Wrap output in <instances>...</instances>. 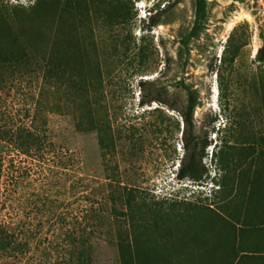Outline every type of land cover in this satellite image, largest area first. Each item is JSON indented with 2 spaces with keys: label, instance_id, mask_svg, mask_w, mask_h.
<instances>
[{
  "label": "rangeland",
  "instance_id": "obj_1",
  "mask_svg": "<svg viewBox=\"0 0 264 264\" xmlns=\"http://www.w3.org/2000/svg\"><path fill=\"white\" fill-rule=\"evenodd\" d=\"M90 3L107 10L93 19ZM80 6L0 0V140L25 127L55 146L39 172L28 173L27 160L18 192L0 177V218L48 229L52 210L87 212L99 223L93 264H131L134 247L178 233L181 203L228 188L222 156L239 157L251 183L247 161L264 153V0ZM195 149L208 169L202 181L178 174ZM5 157L9 167L20 159Z\"/></svg>",
  "mask_w": 264,
  "mask_h": 264
},
{
  "label": "crops",
  "instance_id": "obj_2",
  "mask_svg": "<svg viewBox=\"0 0 264 264\" xmlns=\"http://www.w3.org/2000/svg\"><path fill=\"white\" fill-rule=\"evenodd\" d=\"M76 4L79 11L90 9L93 19L95 11L107 10L103 3L83 9L80 0ZM239 162L222 156L221 170L231 178L228 188L217 185L210 201L181 203L186 213L178 233L134 247L131 264H264V153L247 161L255 163L249 164L250 184L241 178Z\"/></svg>",
  "mask_w": 264,
  "mask_h": 264
},
{
  "label": "trees",
  "instance_id": "obj_3",
  "mask_svg": "<svg viewBox=\"0 0 264 264\" xmlns=\"http://www.w3.org/2000/svg\"><path fill=\"white\" fill-rule=\"evenodd\" d=\"M60 83L62 84V81ZM142 102L147 103L149 99L143 98ZM194 108L195 105L192 103L188 114H186L185 121L189 126L194 124ZM2 135L6 141L0 140V177H11L12 181L15 182V190L18 192L20 178L28 171L26 167L29 166L25 164L28 162L27 160L30 158L29 161L32 166L28 173H32L34 170L35 173L39 172V160L47 159L55 146L46 144L43 134L25 127L4 129ZM58 149L55 152L59 154L62 149ZM14 151L18 152L20 159L17 161L15 159V162H11L12 165L9 167L5 164V154ZM14 157L12 156V161ZM59 162L65 161L60 160ZM74 162L76 167H80L84 164L83 156L77 154ZM36 166L38 167L36 168ZM207 171L203 152L195 149L188 159L183 160L178 174L181 178L189 177L202 181L209 176ZM5 190L6 198H11L12 189L8 184ZM3 194V183L0 178V195ZM12 215L15 216L14 213ZM10 216L4 215L0 218V264L94 263L93 248L95 241L93 236L98 231L99 223L97 221L91 223L87 212L75 211L68 214L63 211L52 210L48 215L49 221H51L48 229H46L44 222L37 225L29 224L22 219L14 220L13 216L8 219Z\"/></svg>",
  "mask_w": 264,
  "mask_h": 264
},
{
  "label": "water",
  "instance_id": "obj_4",
  "mask_svg": "<svg viewBox=\"0 0 264 264\" xmlns=\"http://www.w3.org/2000/svg\"><path fill=\"white\" fill-rule=\"evenodd\" d=\"M172 84H174V82Z\"/></svg>",
  "mask_w": 264,
  "mask_h": 264
}]
</instances>
